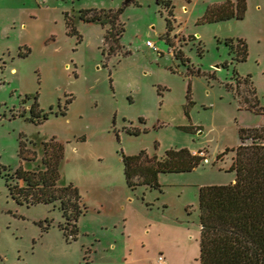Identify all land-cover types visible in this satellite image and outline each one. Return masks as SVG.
<instances>
[{
    "label": "rangeland",
    "instance_id": "374dc122",
    "mask_svg": "<svg viewBox=\"0 0 264 264\" xmlns=\"http://www.w3.org/2000/svg\"><path fill=\"white\" fill-rule=\"evenodd\" d=\"M223 1L0 0V264H152L158 242L176 237L168 224L197 238L199 188L233 183L238 129L264 127V115L240 102L248 84L236 91L233 76H249L264 108V0H245L240 20L197 23ZM88 9H121L115 29L124 28L128 54L106 55L109 25L82 21ZM237 39L247 45L244 62ZM35 97L47 114L40 124L27 120ZM51 138L63 146L61 182L77 189L84 210L74 239L59 227L58 203L17 205L2 176L19 166L20 140L30 157ZM170 149L200 151L208 162L159 174L160 190L128 188L123 155L160 159ZM149 219L158 234L148 233Z\"/></svg>",
    "mask_w": 264,
    "mask_h": 264
},
{
    "label": "trees",
    "instance_id": "16d2710c",
    "mask_svg": "<svg viewBox=\"0 0 264 264\" xmlns=\"http://www.w3.org/2000/svg\"><path fill=\"white\" fill-rule=\"evenodd\" d=\"M168 9L166 30H172V6L165 2ZM246 11L245 0H225L207 7L198 24L214 23L230 19L240 20ZM121 13L117 10L88 9L81 11L80 19L84 22L99 23L101 27L109 25L104 32L106 55L121 52L119 43L124 28L115 29V22ZM67 25V23H66ZM70 32L74 31L71 27ZM233 40L226 44L233 48ZM236 60L244 62L247 56V45L237 39ZM104 54V53H103ZM183 60L181 56H176ZM223 66H227L224 63ZM236 91L242 83L248 84L249 96L240 100L243 108L256 114L264 115V108L259 107L255 90L249 76L240 78L235 70ZM28 96L25 97L27 99ZM36 97L29 108L28 121L40 124L47 119V114L37 111ZM33 117L37 120L34 121ZM138 135L139 132H130ZM33 145H35L33 143ZM234 157L229 171H234V182L227 185H209L199 188V264H264V127L238 129V145L232 150ZM25 143H18L19 166L11 173H3L4 183L10 198L17 205L26 207L58 203L64 224L60 225L66 239H74L79 230L76 221L84 213L80 206V195L71 184H63L59 174V164L63 157V146L55 138L41 142V148L32 151V156ZM200 152V151H199ZM187 149L165 152L163 158L148 157L141 151L136 155H123V174L126 185L135 189L145 185L160 190L157 181L162 173L190 172L195 169L203 157ZM36 158L35 156H37ZM218 156L217 158H219ZM27 164L28 166H25ZM4 170L2 167L0 169Z\"/></svg>",
    "mask_w": 264,
    "mask_h": 264
},
{
    "label": "crops",
    "instance_id": "0c3cea01",
    "mask_svg": "<svg viewBox=\"0 0 264 264\" xmlns=\"http://www.w3.org/2000/svg\"><path fill=\"white\" fill-rule=\"evenodd\" d=\"M156 225L157 223L155 221L149 219L146 228L148 229L150 227L151 229H148V233L158 234L160 231L157 230ZM169 226L171 228L173 227V231L176 232V237L172 240L169 234L166 237V241L158 242L153 250L154 252L149 256L152 264H155L156 254L159 252L164 254L167 264H189L190 259H193L192 255L195 256V259H193L195 260L194 264H199V234L195 238L192 237L187 228L183 229L179 226L168 224ZM189 235L191 237H188ZM159 236H161V233H159Z\"/></svg>",
    "mask_w": 264,
    "mask_h": 264
},
{
    "label": "built area",
    "instance_id": "2783aa9c",
    "mask_svg": "<svg viewBox=\"0 0 264 264\" xmlns=\"http://www.w3.org/2000/svg\"><path fill=\"white\" fill-rule=\"evenodd\" d=\"M146 45L150 48H154V46L151 44V42H147ZM198 155H201L203 156L202 153L198 154ZM207 159L206 158H203V163H207ZM156 264H167V261H166V258L164 256V254L162 253H159L157 256H156V260H155Z\"/></svg>",
    "mask_w": 264,
    "mask_h": 264
},
{
    "label": "water",
    "instance_id": "95a60500",
    "mask_svg": "<svg viewBox=\"0 0 264 264\" xmlns=\"http://www.w3.org/2000/svg\"><path fill=\"white\" fill-rule=\"evenodd\" d=\"M133 0H124V4H128L129 2H132Z\"/></svg>",
    "mask_w": 264,
    "mask_h": 264
}]
</instances>
